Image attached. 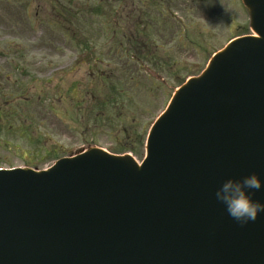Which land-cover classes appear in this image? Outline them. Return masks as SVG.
I'll return each mask as SVG.
<instances>
[{
	"label": "water",
	"instance_id": "water-1",
	"mask_svg": "<svg viewBox=\"0 0 264 264\" xmlns=\"http://www.w3.org/2000/svg\"><path fill=\"white\" fill-rule=\"evenodd\" d=\"M243 2L253 33L176 90L142 163L91 147L0 170V264H264V212L240 224L214 196L264 177V0Z\"/></svg>",
	"mask_w": 264,
	"mask_h": 264
},
{
	"label": "rangeland",
	"instance_id": "rangeland-1",
	"mask_svg": "<svg viewBox=\"0 0 264 264\" xmlns=\"http://www.w3.org/2000/svg\"><path fill=\"white\" fill-rule=\"evenodd\" d=\"M93 1L0 0V167L44 168L86 142L141 162L175 88L251 32L241 0H133L129 33L147 34L144 52L113 37L114 0L98 14Z\"/></svg>",
	"mask_w": 264,
	"mask_h": 264
},
{
	"label": "clouds",
	"instance_id": "clouds-1",
	"mask_svg": "<svg viewBox=\"0 0 264 264\" xmlns=\"http://www.w3.org/2000/svg\"><path fill=\"white\" fill-rule=\"evenodd\" d=\"M262 188L264 177L253 171L239 177H227L216 189L214 196L232 219L246 224L264 212V200L256 198V192Z\"/></svg>",
	"mask_w": 264,
	"mask_h": 264
},
{
	"label": "flooded vegetation",
	"instance_id": "flooded-vegetation-1",
	"mask_svg": "<svg viewBox=\"0 0 264 264\" xmlns=\"http://www.w3.org/2000/svg\"><path fill=\"white\" fill-rule=\"evenodd\" d=\"M130 1L129 0H114L112 2V4H113V6H112L109 3L110 0H108V3H109L108 8L112 9V7H113V10H112L111 13H113L115 16L120 17L119 22H118L117 19H115V21L111 23L112 31H113L112 34H113V37L115 38L120 33L121 34L120 35V40L121 41H123V40H125L127 38L131 39L133 41V43H134V41H137V43L143 48V51L145 52L146 49H147V40H148L147 34L140 35L138 33L136 35L135 32L133 34L129 33V29L130 28L133 27L134 29H136L135 27L137 26L136 23H132L131 22V16H132V14H131V12H132L131 5H134L135 2L133 0H130ZM139 1L142 4V7L143 6H147V4H148V0H139ZM99 3H100V0H94L93 1L92 10H94V11H92V12L93 13L96 12L95 14H98V12L100 10ZM133 8H137V7L134 6ZM141 11H143V10L140 9V13H141ZM159 13H161V12L159 11ZM167 14H171L170 15L171 18H173L174 20H177V18L175 17V15L172 12H169ZM120 20H122V22H120ZM94 24H96V23H94ZM118 31H120V32H118ZM94 35H95V32H94ZM133 48L137 49V46H134ZM132 56L135 57L136 59H139V54H133ZM142 57H143V55H141V58ZM140 61H142V60H140ZM88 144H89V142H86L82 146H86Z\"/></svg>",
	"mask_w": 264,
	"mask_h": 264
}]
</instances>
